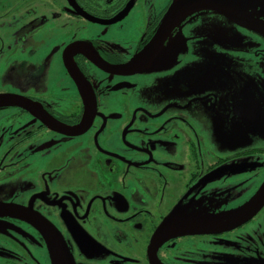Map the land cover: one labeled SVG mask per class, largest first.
Segmentation results:
<instances>
[{
    "label": "flooded vegetation",
    "instance_id": "obj_1",
    "mask_svg": "<svg viewBox=\"0 0 264 264\" xmlns=\"http://www.w3.org/2000/svg\"><path fill=\"white\" fill-rule=\"evenodd\" d=\"M175 1L0 0V264H150L158 236L157 264H264V206L228 231L231 220L205 225L210 211L172 214L193 197L224 212L237 170L250 194L264 181V144L230 154L223 78H253L239 87L243 112L264 114V31L199 10L147 68L117 71ZM218 1L264 23V0ZM179 230L197 232L162 238Z\"/></svg>",
    "mask_w": 264,
    "mask_h": 264
},
{
    "label": "rangeland",
    "instance_id": "obj_2",
    "mask_svg": "<svg viewBox=\"0 0 264 264\" xmlns=\"http://www.w3.org/2000/svg\"><path fill=\"white\" fill-rule=\"evenodd\" d=\"M246 2L250 7H255L256 5H259L261 0H237ZM258 10H261V8H258ZM42 54L37 55L36 60H40V57ZM224 78V89L226 91H230V94L225 97L230 102L229 107V113L227 114V121H228V132H229V143H230V154L237 152V150L245 151L249 148H256L259 147L257 145L264 144V131H260L257 126L264 125V114L261 117L244 115L245 112H243L246 109V101L242 100L239 97V91L240 86L244 85L247 86L248 84H253L254 79L253 78H246L244 74H240L239 72H235V74L229 73L228 75L223 76ZM235 114L233 115V113ZM243 112V113H242ZM249 117V119L247 118ZM203 127L202 131L210 132L211 130H217L221 134L224 132V124L219 123L217 129L213 128L211 129V124L209 123L207 125V120L203 119ZM227 136V135H222ZM214 138L213 143L214 146H218L220 148L221 144L217 143V140L219 138ZM260 153H264V150H261ZM249 157V156H248ZM258 157H249L250 161L249 164H252L253 166L256 165L258 162ZM246 162V161H245ZM244 162V163H245ZM236 164V162H234ZM236 166V165H235ZM232 164V167H235ZM234 169V168H233ZM234 171V170H233ZM243 171V170H242ZM256 171V168L252 167L251 169L244 170L243 174L246 173H254ZM241 171L237 170V174L239 175ZM233 174V173H232ZM233 176V186H234V197H231L227 200L226 203H223V208L221 205L217 208H222L224 212L220 213L218 210L214 209L212 210V206L208 204L204 199L199 201V198L193 197L191 201L189 199L182 198L180 203L173 209L174 218L183 219V220H192L195 217H204L208 211H210L209 215L205 218L207 219L205 221V225L212 226L217 224H222L224 221L225 223H228L230 220H235L237 217L241 216L247 210L249 209L250 204L254 202V199L256 198L257 191L261 187V184L263 183H257L256 190L250 194L251 188L249 189L248 186L245 184H241L239 181V177L235 179L236 176ZM197 190V193L195 192ZM199 188H195L192 192V195H202L203 192H199ZM205 198H209L211 196H220L217 192L212 191H206L204 194ZM223 195V194H222ZM221 195V196H222ZM238 200H244V201H238ZM204 202V203H201ZM236 206V208H235ZM187 216V217H186ZM259 222H264V213L261 216V219H259ZM246 233H250V230H248ZM251 234V233H250ZM185 249H190L189 247H186Z\"/></svg>",
    "mask_w": 264,
    "mask_h": 264
},
{
    "label": "water",
    "instance_id": "obj_3",
    "mask_svg": "<svg viewBox=\"0 0 264 264\" xmlns=\"http://www.w3.org/2000/svg\"><path fill=\"white\" fill-rule=\"evenodd\" d=\"M199 10H211L217 13L222 14L227 19H231L233 23H236L237 25L245 26L249 30L253 31H264V23L263 22H257L255 20H250L248 25H244L240 21L242 18L237 15H235L233 12H231L228 8H226L221 2L218 0H176L173 5L170 7L169 11L167 12L162 24L160 25L157 33L153 37L151 43L149 46L141 53L139 57H137L136 60L129 63L128 65L124 67L118 68L117 71H124V70H142L144 68H147L152 62H153V56L156 55L160 47L163 45L165 40L170 35L171 31L178 25V22L186 15L191 14L193 12L199 11ZM139 71V72H140ZM5 100V99H3ZM1 100V101H3ZM8 101L14 102L13 98H7ZM256 198L254 199V202L250 204L249 209L247 212L242 214L241 216L237 217L235 220H231V222L228 225H225L224 227H220L218 230L228 231L232 230L236 227H239L243 224L248 223L253 217L258 213L259 210H261L264 206V181L261 184V187L257 191V194L255 195ZM180 232V233H179ZM197 230H184V231H176L171 234H166L162 238H166L170 235L175 234H191L195 233ZM160 236L155 237L153 241L151 242L150 248H149V260L150 264H157V259L155 256L154 250L152 248L157 247V243L160 240ZM56 264L60 263V256L55 258Z\"/></svg>",
    "mask_w": 264,
    "mask_h": 264
}]
</instances>
